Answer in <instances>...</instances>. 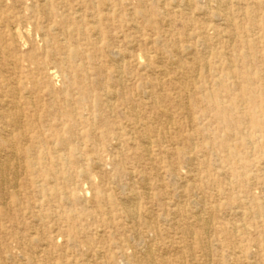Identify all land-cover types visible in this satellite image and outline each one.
<instances>
[{"label": "rangeland", "instance_id": "obj_1", "mask_svg": "<svg viewBox=\"0 0 264 264\" xmlns=\"http://www.w3.org/2000/svg\"><path fill=\"white\" fill-rule=\"evenodd\" d=\"M223 1L225 5L216 0H45L46 9L39 11L9 0L2 8L9 18L0 29L5 38L1 46L9 56L0 55V81L24 83V121L36 126L44 138L63 135L61 152L70 159V171L89 168L91 156L100 161L98 169L88 170L91 182L86 177L66 181L64 173L51 174L52 185L68 194L65 203L58 197H44L30 182L36 176L21 169L19 186L28 193L24 202L0 204L3 264H47L48 254L65 261L70 253H82L86 247L101 248L105 260L116 254L117 264H124L119 255L124 244L133 247L128 249L131 252L142 251L150 242L171 255L178 254V246H189L191 264H202L205 251L198 246L197 236L185 229H209L208 238L221 244L224 229L229 230L231 243L245 239V244H264V213L255 215L264 203V71L256 77L258 70H264V0ZM186 4L187 13L183 12ZM152 9L161 15L148 19L145 14ZM183 40L191 49L180 48L177 56L191 68L167 75L150 68L164 66L165 70L171 56L167 49L181 47ZM71 49L76 50L74 57L69 56ZM115 50L122 53L115 60L123 65L124 80L117 102L125 99L137 105L143 120L156 118L160 129L168 130L159 148L151 147L152 161L136 156L137 141L113 138L114 126L132 120L122 106L93 117L97 113L93 100L114 68L110 53ZM152 78H160L163 85L152 86ZM140 87L158 94L159 107L152 98L140 97ZM164 113L172 117L168 129H164ZM67 130L73 133L68 136ZM33 138L23 143L33 147ZM71 145L78 148L76 157L70 155ZM5 152L0 149V154ZM56 165L62 170L61 163ZM171 168L174 179L168 173ZM141 172L152 196L146 204L139 201L140 212L145 209L150 213L146 216H157L158 229H168L155 238L130 236L131 227L114 218L112 205L98 212L104 189L124 185L142 191L146 183L139 179ZM61 211L62 216L53 215ZM137 222L140 229H147L142 216ZM73 229H78L76 238ZM251 247H245V253L251 251L256 258L260 253ZM220 252L217 249L213 259ZM29 255L35 259L25 261ZM231 260L236 259L231 256ZM251 260L241 258V263L251 264ZM254 263L264 264L263 257Z\"/></svg>", "mask_w": 264, "mask_h": 264}, {"label": "bare ground", "instance_id": "obj_2", "mask_svg": "<svg viewBox=\"0 0 264 264\" xmlns=\"http://www.w3.org/2000/svg\"><path fill=\"white\" fill-rule=\"evenodd\" d=\"M43 1L45 0H20L24 9L39 11L46 9L47 5H45ZM216 2L218 5H225V1L223 0H216ZM8 3L9 0H0V29L3 28L2 26L6 18H9V16L6 14V11H3L2 9L4 6H8ZM11 6L14 7V3H12ZM186 6H188V4H186ZM189 10L190 7L188 6L183 12L187 13L189 12ZM15 15L18 20L23 19L21 15ZM154 15L160 16L161 13L157 12V14H155V10L153 11L152 9L151 12L149 10L147 11V14H145L148 19H150V17ZM133 28L137 29L138 27L134 26ZM17 36H20L19 32L15 35L16 38ZM45 36L47 35L45 34ZM203 40L205 39L203 38ZM2 41L4 42L5 38L0 33V55H2L3 57L9 56V50L1 46ZM185 42H188V40H183V43ZM180 48H182V50L188 51L191 49V45L189 43H185L181 47L167 49L171 50V56L168 59L167 64L165 65V67H167L165 70L163 68L164 66L151 67L150 65V68H152L153 71L158 72L159 74H162V72H164L165 75H167V73L171 70L177 72L179 68H191L188 66L186 67L184 65L185 61L177 56L179 54ZM75 54V49L69 50L70 57H74ZM124 54L126 55V57L128 56L126 52ZM118 55H122L120 50H115L110 53V62L114 64V68L112 69L108 80H105L94 97L93 106L96 108L97 113L94 114L93 117L108 114L112 112L115 107L122 106L130 115L132 120L127 124H119L114 126L113 130L115 131L116 135L113 138L118 140L123 139L125 142L137 141V149L139 151L136 152V156L140 160L152 161L154 159L153 156L155 154V151L159 148L162 141L165 140V134L168 133V130L162 131V129H160V127L156 124V118L152 117L149 121L143 120L141 118L142 111L137 105H134L133 103H130L125 99H123L121 103L117 102V97L122 92L121 90L124 86V80L121 76L123 74V65L121 62L115 60V57ZM139 56L141 57V55ZM128 68L129 64H127L126 69L128 70ZM262 71L264 70H258V74L256 75V77L261 76ZM12 82V80L5 78L0 81V149H5V151L7 152L0 154V204L6 205L8 203L17 206L18 204L24 202L23 197L28 193L22 190L19 186V172L21 171V169L23 171H29L32 175L36 176V178H32L30 182L35 190L40 192L44 197H58L61 202L65 203L66 200L69 199L68 194L63 191L62 188H57L56 186L52 185L51 174L53 172H56L58 174L64 173L63 179H65L66 181H71L74 176H77L86 177L91 182V177L87 176L88 170L98 169L100 167V161L97 157L91 156L89 157L88 161L89 168H81L80 170H76L75 172L70 171V159L66 154H63L61 152L65 144L63 135L61 133H58L57 135L53 134L52 137L44 138L40 136L41 134L36 126H34L32 123L24 121L21 113V103L24 99H26L27 91L22 81L19 80L15 82V85H13ZM163 83L164 81H162L160 78H152L150 81V84L152 86H155L156 88H160ZM193 83L194 80H192V84ZM138 92L140 97L145 95L149 98H152V103L159 107L158 94L154 93L153 91H147L146 89L144 90L143 87H140ZM86 94L87 93L84 92V96ZM67 110L70 114H73V111L70 107L67 106ZM164 114L165 116H167V120L164 123V129H168L172 124V117H168L167 113ZM218 117L224 119L221 117V112L218 113ZM145 122H148V126L150 124H153L149 130ZM29 131L35 132L36 136L35 134H30ZM72 133V130L66 131V134L68 136H70ZM134 133H136V135H134ZM32 137H34L33 139L36 143L35 146L32 147L23 143V139H31ZM151 147H156V149H154L155 151H153ZM69 152L70 155L76 157L78 154L77 146L71 145V147L69 148ZM186 161L189 162L191 161V159H186ZM58 162L61 163L62 170H60L59 168H55L57 166L56 163ZM168 173L171 178L174 179V175L176 173L172 168L168 170ZM127 175L130 176V172H127ZM139 175L138 176L140 181H144L146 183L142 185V191H136L135 188L128 189V187L126 188L124 185H118V188H109L107 190L104 189L99 195L101 196L100 202L102 206L101 204L100 206H98V212H101L102 208L105 205H112L115 208L114 211L116 213L114 218L122 219L125 224L131 227L130 236H145L155 238L158 235L161 236L165 234L168 229H158L159 220L157 219V216H146L150 213H148L145 209H142L140 212L141 203H139V201H142L143 204H146V200H149L152 195L150 192L151 187L146 182L147 178L145 177L144 173L141 172ZM51 186H54V188H50ZM117 189L120 192L116 193L115 191H117ZM82 196H85L84 192ZM30 201L31 200H29V198L26 199V203L31 213L34 217H36L37 211H35L34 209L35 205H31ZM4 208H6V206ZM87 213H89L90 215L92 214L91 211H88ZM263 213L264 203L258 206L257 210L255 211V215L259 217V215ZM63 214L64 211L59 212V214L53 213V215L61 216ZM108 214H110V211L108 212ZM140 216H142L143 219L142 225H144L147 229H140V223L137 222V219ZM208 230L209 229H185L186 233H192L193 235L197 236L198 246L205 251V259L202 264H210L211 261H216V264H244L241 263V258L245 257L252 259L251 264H255L254 260H257L260 256L263 257L264 261V244H258L252 240L253 246H255L257 251L260 253L259 256L254 258L253 252L249 251L245 253V247H248L250 250H252V244H245V239H241L236 243H231L227 241L229 230L224 229L225 238L223 240V243L221 244L222 241H217V239L212 240L208 238ZM242 230V232L246 235L247 232L244 231L246 229ZM236 231H238V229ZM73 233H76L75 235H73L74 238H76L78 229H73ZM178 247V254L174 255L173 253L171 255L167 250H160L156 242H150L145 244V247L142 251L133 249L131 252H128V249H131L133 247L130 244L126 243L119 251V255L122 257L124 264H173L174 261H176V263L174 262V264H191V248L189 246ZM219 248H221V252L218 253L217 258L213 259L214 253ZM69 255L70 258L65 261L63 260V262L57 259H53V257L48 254V257L45 259V261L47 264H76L81 262H86L85 264H117L115 257L116 254L110 255L105 260L103 250L101 248L91 249L90 247H86V249L82 253L73 251V253H70ZM242 255H244L245 257ZM231 256L235 257V262L231 260ZM91 257L94 258L93 261L91 260ZM33 259H35L34 255H29V257L24 258L25 261H33ZM0 264H3V260H1V258Z\"/></svg>", "mask_w": 264, "mask_h": 264}]
</instances>
